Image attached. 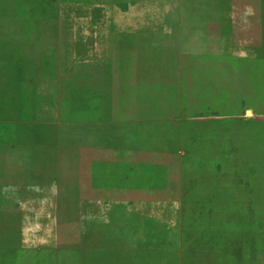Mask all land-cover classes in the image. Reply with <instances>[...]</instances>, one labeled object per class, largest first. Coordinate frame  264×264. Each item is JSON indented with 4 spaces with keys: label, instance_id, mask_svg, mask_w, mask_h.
Instances as JSON below:
<instances>
[{
    "label": "rangeland",
    "instance_id": "obj_1",
    "mask_svg": "<svg viewBox=\"0 0 264 264\" xmlns=\"http://www.w3.org/2000/svg\"><path fill=\"white\" fill-rule=\"evenodd\" d=\"M110 13L173 23L154 48L188 88L0 90V146L39 152L12 171L0 264H264V0Z\"/></svg>",
    "mask_w": 264,
    "mask_h": 264
},
{
    "label": "crops",
    "instance_id": "obj_2",
    "mask_svg": "<svg viewBox=\"0 0 264 264\" xmlns=\"http://www.w3.org/2000/svg\"><path fill=\"white\" fill-rule=\"evenodd\" d=\"M149 1L0 0V90L188 88L185 83H190L191 73L185 71L183 62L175 61L183 55L174 49L154 48L158 26L173 23L111 16V10L125 12ZM112 25L124 28L116 30ZM18 150L0 146V216L11 226L16 224L9 213L16 186L12 171L17 165L30 169L39 153ZM25 218L30 223L31 216L22 213L17 222L23 226ZM24 245L17 249L40 253L59 248ZM0 249L15 250L5 244ZM30 261L46 264L45 258ZM200 262L221 264L209 259Z\"/></svg>",
    "mask_w": 264,
    "mask_h": 264
}]
</instances>
